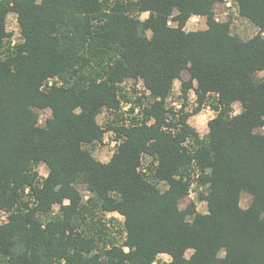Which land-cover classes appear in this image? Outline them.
I'll list each match as a JSON object with an SVG mask.
<instances>
[{"label":"trees","instance_id":"16d2710c","mask_svg":"<svg viewBox=\"0 0 264 264\" xmlns=\"http://www.w3.org/2000/svg\"><path fill=\"white\" fill-rule=\"evenodd\" d=\"M223 1L0 0V264H264V0H232L247 40Z\"/></svg>","mask_w":264,"mask_h":264},{"label":"rangeland","instance_id":"374dc122","mask_svg":"<svg viewBox=\"0 0 264 264\" xmlns=\"http://www.w3.org/2000/svg\"><path fill=\"white\" fill-rule=\"evenodd\" d=\"M214 19L219 24L228 25L230 33L237 35L242 40H247L256 35L258 29H256L250 22L241 18L238 14L236 5L232 0H224L223 3L218 4L215 6L213 11ZM148 17V13L144 12L140 15V20L144 21ZM15 16L13 14H9L6 18V27L9 30H13L12 28L15 27ZM170 26H174L173 23H168ZM183 29L186 32H195V31H203L206 29V19L202 16H193L188 19L185 23ZM257 78L264 80V69L257 73ZM189 81V74L184 71L180 74V77L174 79L172 82V88L170 92V96L167 98V107L170 106V102H176V104H180L182 102V89L183 83ZM196 88V81H192V87L187 91V98L192 100V96L194 95V89ZM191 103V101H190ZM170 108V107H169ZM179 109V108H178ZM188 108L185 109L184 112L187 111ZM177 110V109H176ZM189 110V109H188ZM240 112V107L238 104H234L233 106V115H237ZM189 114V113H188ZM50 111L45 109L40 112L38 117L37 124L39 126H43L45 120L49 117ZM179 114L169 115L168 119L171 120L173 123H176ZM216 112L208 108H202L197 113L192 114L191 116H186V122L188 126L195 130L201 137H205L209 132V125L215 119ZM102 116L97 117L98 122H102ZM173 118V119H170ZM107 137H104V142L102 146L98 149L93 151L92 156L96 161L106 163L109 161L111 156L114 153V144L109 143ZM37 172L40 176H46L47 170L46 167L41 164L37 168ZM186 202V201H185ZM181 205L184 204V201L180 203ZM248 204L247 196H243L241 199V205L246 206ZM197 210L200 213L205 211L204 204H197ZM189 252L187 253V255ZM160 260L162 262H168L169 257L167 255H161Z\"/></svg>","mask_w":264,"mask_h":264},{"label":"clouds","instance_id":"9594fccd","mask_svg":"<svg viewBox=\"0 0 264 264\" xmlns=\"http://www.w3.org/2000/svg\"><path fill=\"white\" fill-rule=\"evenodd\" d=\"M65 203H67V202H65Z\"/></svg>","mask_w":264,"mask_h":264}]
</instances>
